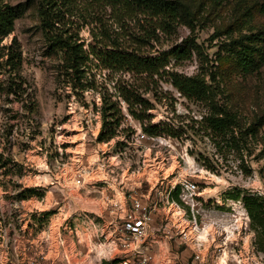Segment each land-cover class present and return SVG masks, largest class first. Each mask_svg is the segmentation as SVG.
I'll use <instances>...</instances> for the list:
<instances>
[{
  "label": "rangeland",
  "instance_id": "rangeland-1",
  "mask_svg": "<svg viewBox=\"0 0 264 264\" xmlns=\"http://www.w3.org/2000/svg\"><path fill=\"white\" fill-rule=\"evenodd\" d=\"M7 3L15 20L3 43L13 38L18 43L25 91L22 100L10 96L12 102L3 105L0 100L8 108L0 112L6 159L0 167V264H26L20 261L26 255L44 257L37 264H112L106 246L111 222L125 214L131 193L156 202L153 264H264V237L256 243L244 206L247 196L264 200V64L244 72L237 55V42L264 31L261 0H190V17L166 31L153 32L145 14L121 19L117 8L82 2L62 21L84 50L103 32L144 56L176 46L190 49V58H169L166 71L205 77L217 103L245 130L238 136L239 150L229 138L217 143L204 134L200 120L207 108L182 96L167 75L151 82L103 69L94 60L87 64L95 75L93 89L68 82L62 53L47 48L38 0ZM138 38L143 42L136 45ZM128 87L145 100L151 124H169L175 137L144 133L117 97V90ZM104 93L121 109L106 119L109 140L99 139ZM181 182L197 188L190 205L179 199ZM170 185H175L170 199L184 213L163 202Z\"/></svg>",
  "mask_w": 264,
  "mask_h": 264
},
{
  "label": "trees",
  "instance_id": "trees-1",
  "mask_svg": "<svg viewBox=\"0 0 264 264\" xmlns=\"http://www.w3.org/2000/svg\"><path fill=\"white\" fill-rule=\"evenodd\" d=\"M190 0H38L37 9L40 28L43 37L48 45L49 51L61 52L64 75L68 82L75 81L82 88L93 89L92 82L95 81V75L91 70H87V64L90 61L97 60L101 63L103 69L114 73H130L138 79H150L155 82L157 77L162 75L170 77V84L182 96L188 99H194L204 104L206 112L201 116L200 126L204 134L211 141L217 143L225 138L233 141L234 147L239 150L240 145L238 136L243 135L238 117L228 108L218 104L215 100V92L206 83L205 77L197 73L193 76H184L174 72L166 71L169 58L185 59L191 57V50L186 47H174L164 52H159L157 56L140 55L139 48L122 46L117 39L110 38L106 32L101 34L98 40L94 35V43L88 45V49H83L84 44L73 40L72 35H67L64 29L66 15H71V11L76 4L86 3L95 7L110 6L117 8L120 18L130 16L133 12L145 14L150 18L153 26V32L158 29L166 31L170 24L177 22L182 17H190L192 13L187 3ZM259 12L264 16V0H261ZM70 13V14H68ZM15 20V10L7 3V0H0V100L12 102L10 96L14 99L22 100L24 94L23 78L19 73L21 66V51L15 38L9 44H4L3 40L13 32ZM151 26V27H152ZM143 38H138L134 43L139 45ZM107 40L106 42H104ZM238 45V61L244 72L258 71L264 64V31H258L244 37V41ZM89 69V68H88ZM88 73V74H87ZM90 73V74H89ZM92 74V75H91ZM89 76H92L89 78ZM156 77V79H155ZM84 81V82H83ZM67 82V81H66ZM117 97L121 98L127 105V112L141 124L142 130L149 136L167 134L175 137L173 128L165 123L159 122L151 124L150 115H146L149 109L144 99L136 89L128 87L123 90H117ZM106 93L102 94V105L100 112L102 115V130L99 139L113 137L104 131L105 127L110 128L111 122L106 119L116 117L121 113L117 102L107 101ZM0 104V112L8 111ZM138 105V106H136ZM23 109L29 111L26 103H23ZM31 113V112H30ZM148 122H144L146 119ZM119 126V120L116 121ZM11 131L12 127L9 125ZM6 131V130H4ZM106 133V134H105ZM4 137L8 141V134L4 132ZM241 140V139H240ZM4 152L0 151V167L5 166ZM177 199V191L173 194ZM244 206L248 213L251 227L255 232L256 243H261L264 237V200L255 196L244 198ZM103 264H107L103 262Z\"/></svg>",
  "mask_w": 264,
  "mask_h": 264
},
{
  "label": "built area",
  "instance_id": "built-area-1",
  "mask_svg": "<svg viewBox=\"0 0 264 264\" xmlns=\"http://www.w3.org/2000/svg\"><path fill=\"white\" fill-rule=\"evenodd\" d=\"M76 183L79 184L80 180L77 179ZM181 193L179 199L184 204H191L194 202L195 184L191 182H181ZM175 189V185L167 187L164 194L163 202L165 204L179 208V205L171 201L170 194ZM157 194L153 195L156 197ZM129 205L122 217L111 222L112 232L111 236L107 239L106 246L109 255H112V264H153L154 263V248L157 245L155 238V224L154 217L156 215V202L154 200L143 201V196L130 194ZM189 204V205H190ZM120 212L123 210L115 205ZM179 211L184 213V210L179 208ZM179 213V212H178ZM170 217L173 214L170 213ZM8 224V227H11ZM182 237H187L185 229L179 230ZM105 251V250H103ZM38 259H44L42 256H24L20 261L26 264H37Z\"/></svg>",
  "mask_w": 264,
  "mask_h": 264
}]
</instances>
